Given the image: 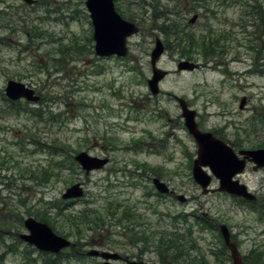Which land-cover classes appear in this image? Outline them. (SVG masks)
Segmentation results:
<instances>
[{"label":"rangeland","instance_id":"374dc122","mask_svg":"<svg viewBox=\"0 0 264 264\" xmlns=\"http://www.w3.org/2000/svg\"><path fill=\"white\" fill-rule=\"evenodd\" d=\"M114 1L139 31L128 37L126 56L101 58L93 52L84 0H35L33 5L0 0L3 261L42 260L26 243L16 244L15 235L27 232L23 220L34 217L77 242L83 254L95 249L122 255L109 259L111 264H203L202 257L206 264H233L229 248L221 249L218 225L224 224L243 264L252 250L262 253L264 264V167L253 171L247 164L235 176L256 194L254 203L218 191L215 178L203 192L191 170L197 146L177 99L196 111L200 129L213 130L235 151L264 144V0H200L198 5L193 0ZM169 24L190 36L211 32L228 37L206 59L199 48L177 45L165 35L161 28ZM155 38L166 44L157 66L167 71L157 95L147 86ZM181 48L191 56L182 55ZM181 61L196 66L178 70ZM10 79L33 88L41 103L7 98ZM242 96L248 101L239 108ZM81 151L110 161L86 173L76 160L70 164V156ZM153 177L172 195L157 192ZM75 183L83 194L62 199ZM101 221V229L92 228ZM14 242L10 251L5 245ZM102 260L100 255H70L63 264Z\"/></svg>","mask_w":264,"mask_h":264},{"label":"water","instance_id":"95a60500","mask_svg":"<svg viewBox=\"0 0 264 264\" xmlns=\"http://www.w3.org/2000/svg\"><path fill=\"white\" fill-rule=\"evenodd\" d=\"M26 3H33L34 0H22ZM84 4L89 11L94 39V51L99 56H125L128 48L126 45L127 37L138 32V26L131 21L123 19L116 11L113 0H85ZM197 15L194 14L190 22H194ZM164 51L163 43L159 38L155 39L154 48L150 53V64L152 75L147 80L149 91L155 95L159 93V81L167 75V71L157 66L156 62ZM195 63L181 61L178 63V70L192 69ZM5 94L10 99L25 98L29 101H36L37 95L34 90L22 82L13 79L8 80L5 86ZM181 108V117L190 135L193 137L197 149L196 158L192 162L193 180L203 188V192L208 190L212 177L218 180V191L240 196L246 200H254L255 195L250 192L247 186L233 179L238 173L244 170L246 160L253 163L252 169L257 170L264 166V148L252 150H239L234 152L223 140L215 137L210 131H202L198 128L195 120L196 111L190 108L187 103L177 98ZM245 100L242 98L239 107L241 108ZM82 169L88 173L90 170L100 169L107 162L108 158L92 156L87 152L81 151L74 158ZM207 167L210 174L204 169ZM153 185L161 193L169 192L167 185L158 178L152 179ZM83 194L80 183L69 186L62 195L64 199L77 198ZM181 201L184 197L178 196ZM24 227L28 232L18 234L23 241L33 245L38 250L57 253L61 249L73 245V243L62 236L55 234L52 229L44 222L38 221L33 217H27L23 221ZM219 231L225 246L229 248L230 257L233 264H243L237 246L230 240L229 229L226 225L220 224ZM100 255L104 260L102 264H110L109 259H120L121 255L117 252L102 251L92 249L88 255ZM129 264H155L146 261H129Z\"/></svg>","mask_w":264,"mask_h":264},{"label":"trees","instance_id":"16d2710c","mask_svg":"<svg viewBox=\"0 0 264 264\" xmlns=\"http://www.w3.org/2000/svg\"><path fill=\"white\" fill-rule=\"evenodd\" d=\"M200 0H193L194 4L198 5V2ZM174 27L173 24H169V26L167 27V29L165 30L163 27L161 28V30L163 31V33L165 35H172L173 39L176 41L177 45H180L181 43H186L188 47V49H191V48H199L200 49V52L201 54L207 59L208 57L212 56L215 54V51L216 50H219V49H222L223 47V44H220V42H224L223 40L226 39L228 36H225V35H219V34H213L211 32H208V33H205V34H201L199 33V35H189L185 29L183 28H178L177 30H172V28ZM31 29V28H30ZM33 31V30H31ZM181 32V37L178 38L177 35ZM26 33L29 34V30L26 31ZM42 33V32H41ZM41 33H38V34H41ZM37 34V35H38ZM36 35V36H37ZM89 41L92 42L91 40V37H89ZM73 44V43H72ZM166 45V44H165ZM168 46V44H167ZM219 48V49H218ZM59 51L61 53H64L65 51H67V46L65 47V51L63 52L60 48H58ZM180 53L184 56H191V52H189V50H184L181 48L180 50ZM65 55V54H64ZM15 102V101H14ZM39 103L40 102V99H39ZM259 146L261 147H264V144H260ZM73 156H70V164H75V161H73ZM69 165V164H64L63 165V168H66V166ZM250 203H254V202H250ZM46 210H48V208H46ZM260 210L261 212H264V208L262 206H260ZM70 219H73V220H77L79 219L76 218V215H71L70 214ZM45 221L47 222H50V220L48 218H45ZM203 221V220H202ZM102 222V221H101ZM204 222V221H203ZM75 223V222H74ZM93 224H95V222H92ZM105 223H101V224H96L95 226H93L92 228H97V229H101L102 226H104ZM203 229H208V226L206 224H204L203 226ZM2 228H6V227H1L0 229ZM8 232H11V231H8ZM10 235H13V234H10ZM2 239V238H1ZM17 242H20V239L17 237ZM223 242V241H222ZM76 244H78L76 242ZM6 247H12L10 249L11 250H15V242L13 244H7L5 245ZM26 247H27V250H30L32 252H37L42 260L38 261L36 260L35 258H33L32 260L31 259H27L25 256L23 258V261H21L22 263L21 264H63L64 261H67L69 259V254L70 252L66 251V250H63L57 254H50V253H46V252H41V251H38L36 250L35 248H33L32 246L26 244ZM176 247V246H175ZM167 249V248H166ZM222 250L225 251V245L224 243L222 244ZM5 251L2 252V254H0V264H7L3 261L4 259V254ZM252 254H247L245 257H244V260L246 259L245 263L246 264H262V259H263V255L262 253H258V254H254L256 253V250H252L251 252ZM230 257V256H229ZM229 257L227 258H224V260L222 261L224 263L225 260H229ZM75 258H80L78 256H75ZM66 259V260H65ZM202 260V263L203 264H206L207 261L204 259V257L201 258Z\"/></svg>","mask_w":264,"mask_h":264},{"label":"flooded vegetation","instance_id":"af4514ba","mask_svg":"<svg viewBox=\"0 0 264 264\" xmlns=\"http://www.w3.org/2000/svg\"><path fill=\"white\" fill-rule=\"evenodd\" d=\"M244 97V96H243ZM244 100H245V102H246V104H247V98H246V96H245V98H244ZM201 130H203V131H208L207 129H202L201 128ZM212 131V133H213V135L215 136V137H217V138H219L218 136H217V134L213 131V130H211ZM241 156H243V155H241ZM74 252H76V253H79V246H78V244H75L74 246H71L70 247ZM66 250V249H65Z\"/></svg>","mask_w":264,"mask_h":264}]
</instances>
